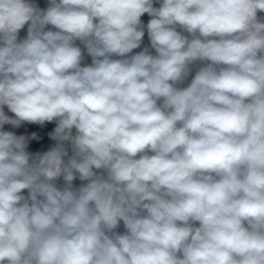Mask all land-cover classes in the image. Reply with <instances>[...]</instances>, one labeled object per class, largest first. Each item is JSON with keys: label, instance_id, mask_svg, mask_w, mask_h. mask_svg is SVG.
<instances>
[{"label": "clouds", "instance_id": "1", "mask_svg": "<svg viewBox=\"0 0 264 264\" xmlns=\"http://www.w3.org/2000/svg\"><path fill=\"white\" fill-rule=\"evenodd\" d=\"M258 12L264 0H0V128L57 122L44 153L0 130V264H264ZM145 13L155 55H128Z\"/></svg>", "mask_w": 264, "mask_h": 264}, {"label": "crops", "instance_id": "2", "mask_svg": "<svg viewBox=\"0 0 264 264\" xmlns=\"http://www.w3.org/2000/svg\"><path fill=\"white\" fill-rule=\"evenodd\" d=\"M32 2L35 3L39 8L46 9L48 7L49 0H32ZM153 6L154 7H159L160 4L159 3H154ZM257 16L259 18H261V19H264V12H258ZM140 19H141V22L143 23V25H145V29H144V33L145 34H144V37L142 39V43H141L140 47L136 48V49H133L132 53H129L128 55L136 54V53L142 51L145 47H148L149 51L153 55H155V50L152 49L151 46H150V40H149V37H148L147 27H146L148 22H149V20L151 19V17L147 13H145V14H143L141 16ZM27 27H28V25L26 24L25 27L20 30L18 39L26 38V36H27ZM48 29L55 30L51 25L46 26L45 30H48ZM177 30L180 31L179 28ZM76 44L82 48V51H84V59L81 62L82 66L90 65L91 61H92V58L86 53V50L83 49V45L80 44L79 41H76ZM114 58H118V57H114ZM194 74H195V71L193 70L192 73L189 75L188 79L181 86L182 87L183 86H187V84L190 83V80H191L192 76H194ZM7 111H8L9 114L14 115V113L10 112L8 110V108H7ZM22 124H28L29 127L24 129V130H22V131H20L16 135L17 136H24L27 139V148L26 149L32 150V151H34V154H36V153H44V152L50 150L52 147L55 146L56 141L53 140L51 138V135H50L51 133L54 132L55 128L57 127V122L55 120L52 121V122H47L46 121L43 125L38 124V123H28V122H22ZM40 129H42L43 132L46 135L44 141L41 144L38 143L39 142V137H40ZM73 132H75V129H73ZM33 134H35V138H32ZM69 155H71V150L70 149H69ZM56 183H57V186L62 187L63 184H64L63 178L62 177L59 178ZM84 183H87V181H81L77 177L73 181V186L74 187H79L81 184H84ZM22 194L23 195H27L28 194L27 190H23ZM197 226H198V222H197Z\"/></svg>", "mask_w": 264, "mask_h": 264}, {"label": "trees", "instance_id": "3", "mask_svg": "<svg viewBox=\"0 0 264 264\" xmlns=\"http://www.w3.org/2000/svg\"><path fill=\"white\" fill-rule=\"evenodd\" d=\"M3 110H4V112H5V114L7 116H9L10 118H15V115H11V114L8 113L7 106H4ZM28 127H29L28 124H22V123L20 124L19 127H14L11 124H4L2 126V128H0V130L7 131V132H12V133H14L16 135L17 133H19L20 131H22V130L28 128ZM45 137H46L45 133L43 132L42 129H40L39 144H41L44 141ZM26 151H28L30 154H34V151H32V150L26 149ZM25 196H27V195H25ZM116 231H118L120 233L124 232L123 222L120 223V226L116 229Z\"/></svg>", "mask_w": 264, "mask_h": 264}, {"label": "built area", "instance_id": "4", "mask_svg": "<svg viewBox=\"0 0 264 264\" xmlns=\"http://www.w3.org/2000/svg\"><path fill=\"white\" fill-rule=\"evenodd\" d=\"M114 58V57H113ZM125 231V230H124Z\"/></svg>", "mask_w": 264, "mask_h": 264}, {"label": "rangeland", "instance_id": "5", "mask_svg": "<svg viewBox=\"0 0 264 264\" xmlns=\"http://www.w3.org/2000/svg\"><path fill=\"white\" fill-rule=\"evenodd\" d=\"M39 143V142H38Z\"/></svg>", "mask_w": 264, "mask_h": 264}]
</instances>
